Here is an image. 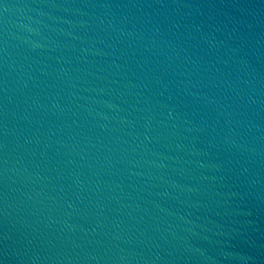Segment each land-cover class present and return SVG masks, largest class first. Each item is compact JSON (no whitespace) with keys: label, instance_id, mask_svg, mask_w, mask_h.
Masks as SVG:
<instances>
[{"label":"water","instance_id":"obj_1","mask_svg":"<svg viewBox=\"0 0 264 264\" xmlns=\"http://www.w3.org/2000/svg\"><path fill=\"white\" fill-rule=\"evenodd\" d=\"M0 264H264V0H0Z\"/></svg>","mask_w":264,"mask_h":264}]
</instances>
